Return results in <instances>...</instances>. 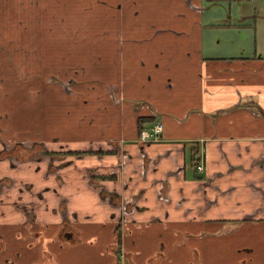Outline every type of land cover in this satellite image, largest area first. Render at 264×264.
I'll use <instances>...</instances> for the list:
<instances>
[{
    "label": "crops",
    "instance_id": "1",
    "mask_svg": "<svg viewBox=\"0 0 264 264\" xmlns=\"http://www.w3.org/2000/svg\"><path fill=\"white\" fill-rule=\"evenodd\" d=\"M260 1L53 0L84 38L33 99L0 70V264H264Z\"/></svg>",
    "mask_w": 264,
    "mask_h": 264
},
{
    "label": "rangeland",
    "instance_id": "2",
    "mask_svg": "<svg viewBox=\"0 0 264 264\" xmlns=\"http://www.w3.org/2000/svg\"><path fill=\"white\" fill-rule=\"evenodd\" d=\"M58 1L63 5H76L72 2L73 0ZM52 2L53 0H0V70L8 72L14 69L15 75L12 80L14 83L12 84H17L19 90H26L30 99L36 95L32 94L33 90L31 89L41 92L40 84L42 81L38 72L41 56H46L47 52H56L63 39L84 38V33H81V36L77 34L78 37L74 36V31L81 28H76L80 24L79 18L73 21L67 20L63 24L57 21L55 11L50 12L49 15L42 13L51 6ZM258 2L263 4L260 0ZM84 5L88 7V2L85 1ZM32 8L34 9L31 11ZM82 12L71 10L70 15L81 14ZM61 18V16L58 17L59 21ZM81 18L85 17L81 16ZM85 30L87 28H82V31ZM45 38H51L50 43H46L44 50L40 52L41 41H45ZM25 40H27V49L37 47L39 52L27 55L24 50ZM27 66L30 69H27ZM37 101L42 103L41 97H38ZM41 115V110L36 109L32 117L39 116L41 118Z\"/></svg>",
    "mask_w": 264,
    "mask_h": 264
},
{
    "label": "built area",
    "instance_id": "3",
    "mask_svg": "<svg viewBox=\"0 0 264 264\" xmlns=\"http://www.w3.org/2000/svg\"><path fill=\"white\" fill-rule=\"evenodd\" d=\"M161 132H162V124L155 123L151 126L150 130H143L140 133V140L143 142L152 141V140L155 141L157 136H159ZM114 256H115V264H123L124 251L120 246V243L117 245Z\"/></svg>",
    "mask_w": 264,
    "mask_h": 264
},
{
    "label": "trees",
    "instance_id": "4",
    "mask_svg": "<svg viewBox=\"0 0 264 264\" xmlns=\"http://www.w3.org/2000/svg\"><path fill=\"white\" fill-rule=\"evenodd\" d=\"M150 121H153L152 118H138L137 120V127H138V132L141 133V131L143 130V125L146 124V123H152ZM34 152L33 151H27L24 154L21 155L20 159H25V158H28L29 155L33 154ZM13 154V152L11 153ZM8 155V154H7ZM51 155V154H49ZM0 156H4V154H1ZM109 178H111V176H108ZM106 178V177H104ZM102 196H104V194H102ZM113 202H115V200H113ZM116 243L118 244V240L116 241Z\"/></svg>",
    "mask_w": 264,
    "mask_h": 264
},
{
    "label": "bare ground",
    "instance_id": "5",
    "mask_svg": "<svg viewBox=\"0 0 264 264\" xmlns=\"http://www.w3.org/2000/svg\"><path fill=\"white\" fill-rule=\"evenodd\" d=\"M27 11V10H26ZM9 24V23H8Z\"/></svg>",
    "mask_w": 264,
    "mask_h": 264
}]
</instances>
